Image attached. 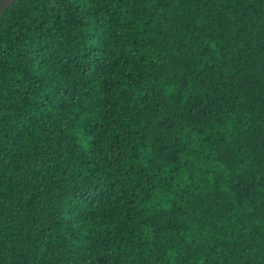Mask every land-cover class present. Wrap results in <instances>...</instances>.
Wrapping results in <instances>:
<instances>
[{
	"label": "trees",
	"instance_id": "16d2710c",
	"mask_svg": "<svg viewBox=\"0 0 264 264\" xmlns=\"http://www.w3.org/2000/svg\"><path fill=\"white\" fill-rule=\"evenodd\" d=\"M0 264H264V0H17Z\"/></svg>",
	"mask_w": 264,
	"mask_h": 264
},
{
	"label": "water",
	"instance_id": "95a60500",
	"mask_svg": "<svg viewBox=\"0 0 264 264\" xmlns=\"http://www.w3.org/2000/svg\"><path fill=\"white\" fill-rule=\"evenodd\" d=\"M17 0H0V19Z\"/></svg>",
	"mask_w": 264,
	"mask_h": 264
}]
</instances>
